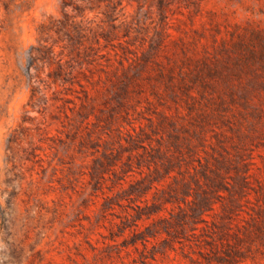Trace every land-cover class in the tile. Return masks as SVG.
<instances>
[{
  "label": "rangeland",
  "instance_id": "obj_1",
  "mask_svg": "<svg viewBox=\"0 0 264 264\" xmlns=\"http://www.w3.org/2000/svg\"><path fill=\"white\" fill-rule=\"evenodd\" d=\"M0 264H264V0H0Z\"/></svg>",
  "mask_w": 264,
  "mask_h": 264
}]
</instances>
